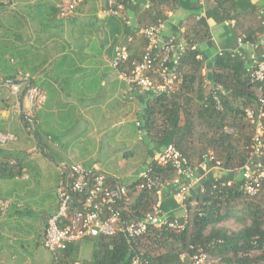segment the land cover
<instances>
[{
	"label": "crops",
	"instance_id": "0c3cea01",
	"mask_svg": "<svg viewBox=\"0 0 264 264\" xmlns=\"http://www.w3.org/2000/svg\"><path fill=\"white\" fill-rule=\"evenodd\" d=\"M195 2L206 17V1ZM60 4L61 0H0V160L13 166L15 174L0 181V200L10 202L0 217V264H50L51 257L46 258L38 247L45 223L57 207L59 182L68 176L71 166L81 165L120 183L121 179L101 167L112 164L116 155L120 161L133 156L134 123L139 129L148 99L132 90L112 66L116 48L127 47L133 40L116 43V27L106 22L105 0H80L69 18L61 17ZM145 8L143 3H133L126 22L132 23L133 14ZM185 14L182 10L169 13L167 23L182 33L177 23ZM168 35L165 27L163 37ZM211 41L212 47L205 46L199 57L204 60L203 74L209 70L207 60L220 51L251 55L226 32L225 25L211 24ZM114 43L118 45L113 47ZM14 73L17 80L3 81V76ZM15 85L20 88L18 93L11 89ZM30 86H37L45 95L44 105L36 111L27 99ZM151 151L150 144L144 166ZM224 174L216 167L199 176L204 181L210 175L216 179ZM194 193L191 190L190 196ZM37 198H43L45 210L40 215L37 242L31 245L29 231L16 221L33 215L30 205ZM172 201L175 206L165 202L160 213L182 218L174 197ZM67 246L69 252L62 253L63 257L80 260L74 264L90 261L97 248L91 237Z\"/></svg>",
	"mask_w": 264,
	"mask_h": 264
},
{
	"label": "trees",
	"instance_id": "16d2710c",
	"mask_svg": "<svg viewBox=\"0 0 264 264\" xmlns=\"http://www.w3.org/2000/svg\"><path fill=\"white\" fill-rule=\"evenodd\" d=\"M195 1L118 0L117 5L122 9L108 15L106 22L116 27L119 37L116 43L126 42L127 38L133 40L127 46L128 61L118 66L119 71L127 72L132 62L141 60L148 44L138 35L142 29L162 22L170 31L168 36H175L186 46L179 60L180 76L176 87L169 94L146 93L148 99L139 118V130L154 149L147 165L154 176L167 182L159 207L165 206V202L174 207L172 199L177 190L173 182L174 169L159 166L154 161V154L160 149L172 145L191 166L206 161L209 171L218 167L225 174L216 179L210 175L201 181L203 191L197 190L188 198L187 224L181 232L161 227L149 228L144 235L132 239L122 233L97 237V248L91 260L80 264H130L134 257H141L149 264H190L188 257L194 253L191 247L200 248L207 255V264H264V177L255 196L244 194L241 176L237 177L249 158L254 135V127L246 120L245 111L255 108L256 91L260 87L264 90V84L250 81L249 53L229 50L216 53L207 60L209 70L205 74L204 60L199 58L205 46L211 48L213 45L211 24L225 25L226 32L236 41L243 37L245 43H257L264 37V1L256 4L252 0H205L208 4L206 17L200 14ZM135 2L147 8L133 14L132 23L126 24L131 15L130 6ZM105 5L106 10V0ZM180 10L186 13L177 23L182 33L167 23L168 14L176 15ZM227 22L234 24L231 26ZM116 43L113 47L118 45ZM255 53L260 54V49ZM7 80H17L16 73L3 76V81ZM215 85L221 90L214 89ZM215 94L221 108L216 106ZM2 153L0 150V157ZM261 162L264 165V152ZM14 176L13 166L0 160V181ZM113 180L107 177L106 183L112 185ZM137 184L129 186L128 196L120 204L125 223L141 220L153 212L157 203L155 192L137 190ZM229 221L238 229L226 226ZM68 252L67 246L62 253ZM63 254L58 264L80 261L64 259ZM182 255L185 259H181Z\"/></svg>",
	"mask_w": 264,
	"mask_h": 264
},
{
	"label": "built area",
	"instance_id": "2783aa9c",
	"mask_svg": "<svg viewBox=\"0 0 264 264\" xmlns=\"http://www.w3.org/2000/svg\"><path fill=\"white\" fill-rule=\"evenodd\" d=\"M79 1L61 0L59 7L61 17L69 18ZM117 1L106 0V14H117L122 9L121 5H117ZM262 14L264 15V12ZM227 24L233 26L234 23L227 22ZM164 30L165 24L161 22L138 32L139 36H143L148 41L144 54L139 62H132L130 70L119 71L121 79L132 90L156 95L169 94L174 90L180 76L179 60L186 46L173 35L163 37ZM237 43L251 53L248 68L250 81L264 84V37H261L257 43H245L243 37H240ZM258 49L260 54L256 55ZM127 50L126 46L116 48L112 60L115 69L119 70L118 66L128 61ZM205 84L208 85L209 82L205 80ZM1 85L3 84L0 82ZM11 89L13 93H18L20 88L15 85ZM214 89L221 90V87L215 85ZM256 93L257 105L245 111L246 120L254 127V135L249 158L240 168L242 191L247 196L257 194L264 177V165L261 162L264 152V90L260 87ZM27 99L35 111L41 109L45 103V95L37 86L28 88ZM214 100L217 108H221L216 94ZM154 161L159 166H171L176 173L173 181L177 185L174 198L183 212L182 218H169L160 213L161 194L167 187V182L154 176L149 165L137 174L135 180L128 183L116 181L112 185L106 183L107 178L102 173L86 170L81 165L71 166L68 169V176H64L56 188L57 207L49 216L42 233L41 245L51 256L50 264H58L67 244L83 237H112L122 233L128 239H132L144 235L149 228L166 227L176 232L184 230L188 218L186 201L190 197L191 190L203 191L202 179L199 175L201 172L206 174L209 171L206 161L191 166L172 145L164 147L154 157ZM133 183H138L137 190L146 189L155 192L157 203L153 212L141 220L125 223L120 204L127 198L129 186ZM230 185L231 182H228L227 186ZM72 205H75V208H72ZM9 206V201L0 200V217L5 214ZM191 249L194 253L188 257L190 264H207V255L200 248L191 247ZM181 259H185V256L182 255ZM130 264H149V262L141 257H134Z\"/></svg>",
	"mask_w": 264,
	"mask_h": 264
},
{
	"label": "rangeland",
	"instance_id": "374dc122",
	"mask_svg": "<svg viewBox=\"0 0 264 264\" xmlns=\"http://www.w3.org/2000/svg\"><path fill=\"white\" fill-rule=\"evenodd\" d=\"M149 146H150L149 139L144 135V133L142 131H140L138 129V127H136V125L134 123L133 149H132L133 156L127 158L126 160L120 161V157L118 155H116L117 160L112 161V164L107 163V164H110L111 166H108L107 164L102 166L101 170H105V171H108L109 173L114 174L119 179H121V181H124V182L128 181V180H132L137 176L135 174L132 175V172L135 170L142 171L143 168L145 167L143 165V163H144L143 161H144V158L146 156V154H145L146 150ZM114 164H118L121 167L114 165ZM120 183H123V182H120ZM48 191H50V190H48ZM30 208L33 210V215L20 217V219L16 221V224L20 225V226L21 225L24 226L26 228V230L29 231L28 237L31 240V245H32V243L37 242V234H38L37 228L39 226V223L41 222L40 215L42 213H44V210H45L43 198L42 199L37 198V200H35V202H33L30 205ZM232 223L233 222L229 221L225 225L228 226L229 228H231L232 230L238 229V226L234 225ZM38 249L45 254L46 258L51 257L50 254H48L44 250L42 245H41V247H38Z\"/></svg>",
	"mask_w": 264,
	"mask_h": 264
}]
</instances>
